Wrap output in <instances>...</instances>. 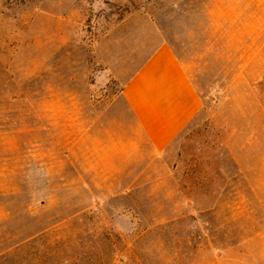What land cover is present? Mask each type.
Returning <instances> with one entry per match:
<instances>
[{
    "label": "rangeland",
    "instance_id": "rangeland-1",
    "mask_svg": "<svg viewBox=\"0 0 264 264\" xmlns=\"http://www.w3.org/2000/svg\"><path fill=\"white\" fill-rule=\"evenodd\" d=\"M161 44L201 107L156 152ZM0 264H264V0H0Z\"/></svg>",
    "mask_w": 264,
    "mask_h": 264
},
{
    "label": "crops",
    "instance_id": "crops-1",
    "mask_svg": "<svg viewBox=\"0 0 264 264\" xmlns=\"http://www.w3.org/2000/svg\"><path fill=\"white\" fill-rule=\"evenodd\" d=\"M120 94L136 127L156 152L166 148L201 107L186 67L167 44L151 51Z\"/></svg>",
    "mask_w": 264,
    "mask_h": 264
}]
</instances>
